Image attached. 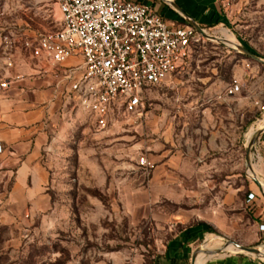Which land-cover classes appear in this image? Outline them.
<instances>
[{
    "label": "rangeland",
    "instance_id": "obj_1",
    "mask_svg": "<svg viewBox=\"0 0 264 264\" xmlns=\"http://www.w3.org/2000/svg\"><path fill=\"white\" fill-rule=\"evenodd\" d=\"M219 1L222 22L204 27L211 37L203 35L184 68L147 92L141 119L102 131L82 123L53 141L46 217L4 219L13 175L0 174V264H151L198 220L214 231L196 248L264 245L259 216L245 203L249 189H262L245 149L248 131L264 122V64L220 31L264 59V0ZM59 18L53 0H0V82L37 74L40 60L25 43L58 30ZM260 146L257 138L250 165L261 183Z\"/></svg>",
    "mask_w": 264,
    "mask_h": 264
},
{
    "label": "built area",
    "instance_id": "obj_2",
    "mask_svg": "<svg viewBox=\"0 0 264 264\" xmlns=\"http://www.w3.org/2000/svg\"><path fill=\"white\" fill-rule=\"evenodd\" d=\"M61 26L27 41L31 54L52 66L80 55L83 64L68 67L63 78L76 108L102 131L119 121L141 119L147 92L186 65L203 35L192 26L164 19L147 4L132 0H53ZM81 70L76 76L75 73ZM9 80L0 82L6 89ZM237 86L229 88L233 93ZM141 164L150 165L145 158ZM262 188V186H261ZM261 194L249 192L252 206ZM28 216V215H26ZM264 232V222L258 224Z\"/></svg>",
    "mask_w": 264,
    "mask_h": 264
},
{
    "label": "crops",
    "instance_id": "obj_3",
    "mask_svg": "<svg viewBox=\"0 0 264 264\" xmlns=\"http://www.w3.org/2000/svg\"><path fill=\"white\" fill-rule=\"evenodd\" d=\"M132 1L151 6L166 20L188 25L189 20H193L202 29L215 25L222 15L219 0ZM39 60V63H34L32 67L37 74L16 81L8 79V89L0 99V174L11 172L13 175L3 202L4 219L9 221L23 219L25 215L28 216L24 221L28 222L46 217L52 208L47 157L53 141L62 136L71 137L82 123L93 125L85 113L76 108L73 97L63 95L68 87L67 81L60 82L66 68L83 64L82 57L71 56L56 66L46 60ZM80 72L81 70H78L75 75ZM84 116L85 120L82 122ZM258 142L261 145L259 158L264 164V131L260 134ZM253 183L258 189L261 188L257 182ZM251 191L259 195L253 189H249L248 193ZM246 198L247 196L246 206L254 209L259 216L258 223L264 222V198H257L252 206H249ZM208 226L210 224L204 220L184 225L166 241L151 264H172V259L173 264H195L199 253L211 255L203 264H264L260 255L244 252L223 255L221 252L199 251L193 259V252L199 249L195 246L196 242L208 241V235L212 234V231L206 229ZM203 249L213 251L210 248ZM248 254L253 256H247Z\"/></svg>",
    "mask_w": 264,
    "mask_h": 264
},
{
    "label": "water",
    "instance_id": "obj_4",
    "mask_svg": "<svg viewBox=\"0 0 264 264\" xmlns=\"http://www.w3.org/2000/svg\"><path fill=\"white\" fill-rule=\"evenodd\" d=\"M189 24L196 30L198 31L199 33H201L202 35L204 36H207V37H211L210 35H208L195 21L193 20H189ZM236 49L240 52H242L245 56L251 58L252 60L258 62V63H261V64H264V59L257 56L256 54H254L252 51H250L249 49L241 46V45H238L236 44L235 45ZM264 131V127L262 128H258L256 130V132L253 133V135L248 139V142L246 144V149H245V152H246V163L248 165V168L249 169H252L251 168V165H250V151L252 149V147L254 146L257 138H259L260 134ZM251 177L253 178V180L255 182H257V184H259V186H261V183L260 181L253 175V173H251ZM226 244H233L238 252H244V253H251V254H255V255H260L262 253V248L264 247H249V246H245L243 244H240V243H235V242H227ZM225 244V245H226ZM224 250L223 247L215 250V251H211V250H208V249H203V248H199L197 250H195V252H193V259L194 257L196 256L197 252L199 251H205L207 253H219V252H222Z\"/></svg>",
    "mask_w": 264,
    "mask_h": 264
},
{
    "label": "bare ground",
    "instance_id": "obj_5",
    "mask_svg": "<svg viewBox=\"0 0 264 264\" xmlns=\"http://www.w3.org/2000/svg\"><path fill=\"white\" fill-rule=\"evenodd\" d=\"M220 31H221V33L224 35L225 40L227 41L228 44H230V45H232V46L236 45V43H235V41H234L235 39L233 40V39L228 35L226 29L222 28ZM253 127H254V126H253ZM253 127H252V128H253ZM262 127H264V122H263V124H260L258 128H262ZM254 131H255L254 129H250V130L248 131V133H247V138H248V139L253 135ZM256 171H257V170H256ZM252 172H254V168H253V169H250V173H252ZM261 186H262V188H263V190H264V182H263V181H261ZM204 248H210V247H207V246L205 245ZM223 248H224V251L229 252V253H231V252H238L237 248H236L233 244H226V245L223 246ZM210 256H211V255H205L204 253H199V254L197 255V257H196L195 264H203V262H204L208 257H210ZM260 256H261L262 258H264V247L262 248V253L260 254ZM262 258H261V259H262Z\"/></svg>",
    "mask_w": 264,
    "mask_h": 264
},
{
    "label": "trees",
    "instance_id": "obj_6",
    "mask_svg": "<svg viewBox=\"0 0 264 264\" xmlns=\"http://www.w3.org/2000/svg\"><path fill=\"white\" fill-rule=\"evenodd\" d=\"M220 22H222V18H218V20L215 22V24H218V23H220ZM251 51V50H250ZM208 231H214V229L211 227V226H208L207 228H206ZM174 263V260L172 259V264Z\"/></svg>",
    "mask_w": 264,
    "mask_h": 264
}]
</instances>
